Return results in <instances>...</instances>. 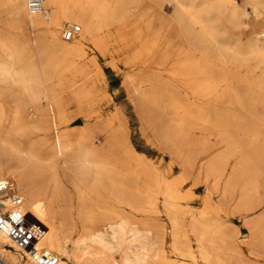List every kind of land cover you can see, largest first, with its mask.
I'll list each match as a JSON object with an SVG mask.
<instances>
[{
	"label": "bare ground",
	"instance_id": "obj_1",
	"mask_svg": "<svg viewBox=\"0 0 264 264\" xmlns=\"http://www.w3.org/2000/svg\"><path fill=\"white\" fill-rule=\"evenodd\" d=\"M0 22V179L14 178L56 264H246L258 256L244 251L247 236L227 224L212 190L195 209L185 203L192 190L136 155L120 108L103 122L102 149L92 126L74 127L68 110L99 90L109 96L102 60L133 71L124 83L146 127L172 150L210 149L199 173L213 176V190L238 156L222 197L241 178L236 207L255 209L264 193V0H42L37 14L26 0H0ZM63 25L79 31L65 37ZM248 228L261 244L264 214ZM0 264L37 262L0 232Z\"/></svg>",
	"mask_w": 264,
	"mask_h": 264
},
{
	"label": "rangeland",
	"instance_id": "obj_2",
	"mask_svg": "<svg viewBox=\"0 0 264 264\" xmlns=\"http://www.w3.org/2000/svg\"><path fill=\"white\" fill-rule=\"evenodd\" d=\"M237 1L241 5L244 0ZM163 8H165L164 11L167 15L172 11V7L168 4H164ZM213 14L216 18L215 23L218 28H227V32L229 34L234 33L232 31V27L222 16L216 14L215 12ZM3 18L1 20H3ZM0 23L2 24V22ZM1 24L0 30L5 32V27L4 25H2V27ZM64 27L65 25H63V28ZM172 33L176 34L174 30H172ZM75 34L76 33L73 35ZM106 61L108 60H102V66L107 68L106 82L107 93L109 96H104L102 90H99L95 94V101L81 103L78 106L69 109L68 113L73 126L76 128H81L86 123L90 124L93 129V136L97 142V147L99 146L98 149H102L105 147L106 142L105 134H103L102 131L103 122L105 118L108 117L113 111H115L117 108H120L128 121L130 128V140L136 155L142 157L147 163H155V165L158 166L162 171L166 172L168 177L178 178L181 181V189L183 191L192 190L195 193L194 199L185 203L195 209L200 207L201 198L206 190H212V200L214 204H224V219L227 224L229 222L228 225L230 227L238 228L242 236H247V239L243 242L244 251L246 250L245 252L249 253L251 249H255L258 252V256H252L250 259H246V264H264V241L262 243L260 242L261 244H259L258 240H256V243H251V237L249 236L250 232L248 228L250 223H252L254 220H257L264 214V193H260V205L248 212L243 210L240 211L236 207L241 189V178L235 181V188L233 192L229 194V197L227 196V199L222 197L223 187L231 174V169L234 168L238 160V156L229 158L226 170L224 174L221 175L217 188L213 190V176L207 177L205 176L204 172L199 173V168H201V166L210 157L212 153L211 150L207 149V151H205L200 146L180 144L178 150L175 151L171 149L170 143H168L166 140H160L156 134H154L149 127H146L142 121L141 108L137 101L129 94L124 83L125 77L135 75L134 72L130 70L125 72V69L122 67H120L118 71H115L109 67ZM87 114L91 115V118L88 121L84 119ZM207 132V139H209L207 141L209 143L206 141L205 145L211 148L214 144L213 140L215 142L216 139L214 137L213 130H208ZM25 143L26 140L20 141L21 145H24ZM257 237L259 236L257 235ZM261 237H264V233Z\"/></svg>",
	"mask_w": 264,
	"mask_h": 264
},
{
	"label": "built area",
	"instance_id": "obj_3",
	"mask_svg": "<svg viewBox=\"0 0 264 264\" xmlns=\"http://www.w3.org/2000/svg\"><path fill=\"white\" fill-rule=\"evenodd\" d=\"M26 6L30 14L40 13L42 0H26ZM78 31L77 26H65L63 36L70 37ZM0 232L6 234L14 242L21 254L37 264L57 263V256L40 246L44 227L24 210L23 198L18 193L13 177L0 179Z\"/></svg>",
	"mask_w": 264,
	"mask_h": 264
}]
</instances>
